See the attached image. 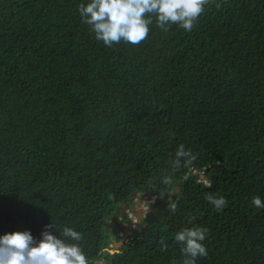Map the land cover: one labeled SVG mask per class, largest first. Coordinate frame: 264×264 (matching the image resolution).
I'll return each mask as SVG.
<instances>
[{"label": "trees", "instance_id": "trees-1", "mask_svg": "<svg viewBox=\"0 0 264 264\" xmlns=\"http://www.w3.org/2000/svg\"><path fill=\"white\" fill-rule=\"evenodd\" d=\"M86 2L0 0V234L72 226L95 258L137 193L154 202L112 264H181L172 237L192 223L208 229L196 264H264V0H208L191 31L153 19L111 47ZM180 144L195 158L176 168Z\"/></svg>", "mask_w": 264, "mask_h": 264}, {"label": "clouds", "instance_id": "clouds-1", "mask_svg": "<svg viewBox=\"0 0 264 264\" xmlns=\"http://www.w3.org/2000/svg\"><path fill=\"white\" fill-rule=\"evenodd\" d=\"M207 3L208 0H87L77 6V11L94 38L111 47L120 42L140 44L147 38L153 19L157 27L167 29L176 25L186 32L191 31ZM194 158L191 151L180 144L174 152L172 164L179 168L182 162L187 164ZM162 182L168 181L165 178ZM206 199L216 211L226 206L223 196L207 195ZM251 205L264 209V200L259 195L253 196ZM168 207L174 213L177 205L173 201ZM127 231L125 239L129 236ZM207 233V227L197 223L174 233L172 239L180 245L181 264H196L197 258L207 256L204 244ZM83 239L84 234L76 228L68 225L57 227L52 222L42 226L38 237L30 229L4 232L0 234V264H112L108 258L121 255V246L112 243L99 249L95 258L90 257L81 243ZM160 247L162 250L168 247L165 240L160 241Z\"/></svg>", "mask_w": 264, "mask_h": 264}, {"label": "rangeland", "instance_id": "rangeland-1", "mask_svg": "<svg viewBox=\"0 0 264 264\" xmlns=\"http://www.w3.org/2000/svg\"><path fill=\"white\" fill-rule=\"evenodd\" d=\"M200 181L204 182L205 184L208 183V181L205 179V176L203 175H200ZM137 204H140V210L142 212V216H145L148 212V209L147 207L145 206L144 204V196H138L135 200H134V203H133V206L132 208L130 209V212L128 213L129 214V217L132 221L131 224H125V223H122L121 226L124 230H126L128 227H132V228H138V223L139 221L141 220L140 217H139V212H138V208H137ZM135 211V212H134ZM115 224V223H114ZM113 225V224H112ZM112 228H114V225L112 226ZM117 235L119 237H126V235H122L120 232L117 231Z\"/></svg>", "mask_w": 264, "mask_h": 264}, {"label": "water", "instance_id": "water-1", "mask_svg": "<svg viewBox=\"0 0 264 264\" xmlns=\"http://www.w3.org/2000/svg\"><path fill=\"white\" fill-rule=\"evenodd\" d=\"M200 184H205L204 182H199ZM138 197V194L137 193H135L134 195H133V197L131 198V200H130V202L128 203V204H126L125 206H123L122 207V209H121V216L122 217H124V214H125V212H126V210H128V209H130V205H132L133 203H134V200L136 199ZM153 201V198L151 197V196H146L145 198H144V204H145V206L147 205V209H150L151 208V205H152V202ZM137 208L139 209L140 208V204H137ZM135 212V211H134ZM138 212H139V217H140V219L141 220H143L144 219V216H142V212H141V210L139 209L138 210ZM195 220V219H194ZM127 234L128 235H130L131 234V232H129V231H127ZM127 235V236H128ZM125 241V238L121 241V242H116V244H119L120 246H121V248H122V246H123V242Z\"/></svg>", "mask_w": 264, "mask_h": 264}]
</instances>
